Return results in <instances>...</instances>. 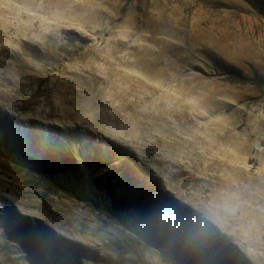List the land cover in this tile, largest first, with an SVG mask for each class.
<instances>
[{
  "label": "rangeland",
  "instance_id": "374dc122",
  "mask_svg": "<svg viewBox=\"0 0 264 264\" xmlns=\"http://www.w3.org/2000/svg\"><path fill=\"white\" fill-rule=\"evenodd\" d=\"M0 264H264V0H0Z\"/></svg>",
  "mask_w": 264,
  "mask_h": 264
},
{
  "label": "trees",
  "instance_id": "16d2710c",
  "mask_svg": "<svg viewBox=\"0 0 264 264\" xmlns=\"http://www.w3.org/2000/svg\"><path fill=\"white\" fill-rule=\"evenodd\" d=\"M229 77L231 79H234V80H240L242 81L243 83H250V84H253V85H256V86H262L263 85V82L262 81H259V80H251L249 78H245V77H240L234 73H230L229 74Z\"/></svg>",
  "mask_w": 264,
  "mask_h": 264
}]
</instances>
